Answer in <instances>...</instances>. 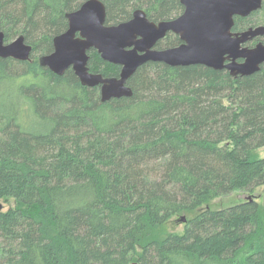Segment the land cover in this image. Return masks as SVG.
I'll return each mask as SVG.
<instances>
[{
  "label": "trees",
  "instance_id": "16d2710c",
  "mask_svg": "<svg viewBox=\"0 0 264 264\" xmlns=\"http://www.w3.org/2000/svg\"><path fill=\"white\" fill-rule=\"evenodd\" d=\"M82 1L0 0L5 41L22 34L32 46L27 61L0 58V201L14 204L0 211V264H264V63L233 77L148 61L130 97L102 102L98 86L34 59ZM101 1L106 24L136 8L155 22L182 10L179 0ZM260 10L233 30L260 24ZM177 41L168 33L156 47ZM88 66L119 72L95 50ZM262 186L260 200L202 207ZM196 210L182 234L145 240Z\"/></svg>",
  "mask_w": 264,
  "mask_h": 264
},
{
  "label": "water",
  "instance_id": "95a60500",
  "mask_svg": "<svg viewBox=\"0 0 264 264\" xmlns=\"http://www.w3.org/2000/svg\"><path fill=\"white\" fill-rule=\"evenodd\" d=\"M264 0H179L181 12L174 18L150 20L136 8L131 17L106 24V8L101 0H83L66 12L67 27L52 38V51L38 56L40 66L61 76L71 69L83 86L99 87L100 100L130 97L128 80L142 64L163 62L170 66L202 64L225 69L236 77L250 75L264 63V24L233 30L235 17H246L261 9ZM168 33L181 43L158 48ZM254 42L249 46L248 43ZM32 46L18 35L5 41L0 30V58L17 61L30 59ZM119 66L116 76H104L89 70V51ZM251 199V197H248ZM3 204L0 201V211ZM184 222L185 217L181 216Z\"/></svg>",
  "mask_w": 264,
  "mask_h": 264
},
{
  "label": "rangeland",
  "instance_id": "374dc122",
  "mask_svg": "<svg viewBox=\"0 0 264 264\" xmlns=\"http://www.w3.org/2000/svg\"><path fill=\"white\" fill-rule=\"evenodd\" d=\"M254 19L259 21L260 24H263V20H264V10H260L257 14H255ZM170 38V37H169ZM264 41V40H263ZM164 41H162L163 44ZM165 46V44H164ZM162 48L163 45H161ZM90 52V51H89ZM31 59V58H30ZM35 60L38 61V56L34 58ZM255 154L257 157L261 158L264 157V147H261L259 149H257L255 151ZM263 190V186L256 188L254 191L252 192H232L229 195L226 196H221V197H217L211 201H209L207 204H204L202 207H207L208 208H219V207H227L230 205H233L235 203H238L240 201L245 200L248 197H252L256 200H260L259 199V193ZM3 204V211H6L7 209L13 207V201L11 199L7 200V201H1ZM197 212H191L190 214H180V215H176L172 218H170L167 222H165L163 224V226H161L160 228H157L154 230V232L148 236L146 239H151V238H160L168 233H178V234H182L185 228V222L186 219H188L189 217H191L193 214H195ZM181 216L185 217V221L182 222L180 221ZM139 247L137 248V252H139ZM132 263H135V261H133Z\"/></svg>",
  "mask_w": 264,
  "mask_h": 264
},
{
  "label": "flooded vegetation",
  "instance_id": "af4514ba",
  "mask_svg": "<svg viewBox=\"0 0 264 264\" xmlns=\"http://www.w3.org/2000/svg\"><path fill=\"white\" fill-rule=\"evenodd\" d=\"M173 37H175L176 35H174L173 33H170ZM177 37V36H176ZM179 43H181V41L179 40V38H178V41L173 45V46H176V45H178ZM253 43L254 42H250V43H248V45L249 46H251V45H253ZM169 47H172V46H169Z\"/></svg>",
  "mask_w": 264,
  "mask_h": 264
}]
</instances>
